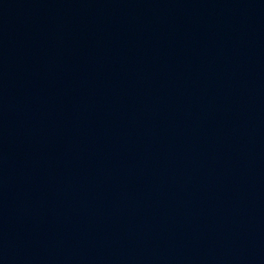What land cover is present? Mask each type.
Masks as SVG:
<instances>
[{
	"label": "water",
	"instance_id": "95a60500",
	"mask_svg": "<svg viewBox=\"0 0 264 264\" xmlns=\"http://www.w3.org/2000/svg\"><path fill=\"white\" fill-rule=\"evenodd\" d=\"M0 264H264V0H0Z\"/></svg>",
	"mask_w": 264,
	"mask_h": 264
}]
</instances>
